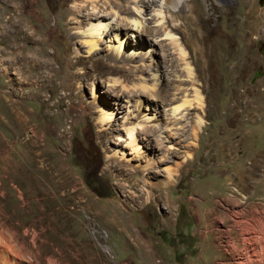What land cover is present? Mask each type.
<instances>
[{"label": "rangeland", "instance_id": "obj_1", "mask_svg": "<svg viewBox=\"0 0 264 264\" xmlns=\"http://www.w3.org/2000/svg\"><path fill=\"white\" fill-rule=\"evenodd\" d=\"M187 2L196 26L172 11L177 44L124 61L88 55L81 31L132 0H0V264H264V0ZM155 69L163 103L171 69L186 79L185 120L170 145L150 117L136 154L123 127L143 118L121 85Z\"/></svg>", "mask_w": 264, "mask_h": 264}, {"label": "bare ground", "instance_id": "obj_2", "mask_svg": "<svg viewBox=\"0 0 264 264\" xmlns=\"http://www.w3.org/2000/svg\"><path fill=\"white\" fill-rule=\"evenodd\" d=\"M124 1L125 3L128 2V0ZM187 1L188 0H132L134 8L132 10L126 7L119 8L113 15L96 14L92 16L89 27L81 31V42L84 44L85 52L88 55H97L99 51L104 50L108 57L113 60L121 58L124 61H134L133 57L137 48L142 49V53H146L149 49L155 50V46L160 45L159 41L157 42L155 40L158 36H167L175 45L177 44V38L174 36V30L178 29V26L173 22V17L175 15L172 14V11H175L179 6L181 7L182 4H184L186 10L181 14L192 25L196 26L197 16L194 13V6ZM156 5L157 8H152ZM149 8L153 11V15L151 11H149ZM116 15L117 17L115 19L114 17ZM148 19L152 22H158V25L156 27L150 26V23L147 22ZM131 36L135 38L134 42L129 40ZM100 45H104V47L100 48ZM180 46L178 45L179 53L181 58L185 60L186 52L183 47ZM138 57L140 56L138 55ZM185 64L186 66L182 67V69L186 71V78H188L192 84L196 83L190 61H186ZM135 69L139 70L138 68ZM156 69L153 70L146 79L139 76V78H141L140 81L135 82L132 86L125 84L121 85L125 90L129 91L127 99L125 100L126 105H122V107L127 109L128 115L135 113L134 115L137 116V118H143V121H138L137 124L123 127L126 137L123 141L124 143L121 142V146L132 149L133 153L135 152L136 154H139L141 144L144 145V141H142L144 138H139L138 132L150 117L155 116L157 122L161 119L164 120V122H159V126L157 124L155 125L154 133H157V136H162V138L167 139L170 145L173 144V141L178 139L177 131H175L176 125L185 120V114L183 110H181V107L172 105V102L175 98L179 97L178 94L181 93V90L184 92L182 95L186 96L187 88L183 84V81L186 79L177 75L179 69L176 70V74L174 72L175 70L171 69L179 82L176 80L177 84L174 85V90L171 92V94L175 96L170 97V101H167V103H163L159 98L161 95L159 78L161 75H158ZM113 84L116 85V81H114ZM192 90L198 103L197 106L195 105L194 107L199 106V108H201L203 102L202 89L198 86H194ZM117 104H119V102ZM158 105H160L161 108H157ZM188 107H192L191 103H189ZM111 116L112 108L110 106L101 107L98 121L101 125H104L105 121L110 120ZM129 118L130 117H127L126 119L129 120ZM201 122L202 119L199 115L196 118L195 126L192 128L191 135L194 139L197 137V130L202 124ZM147 142L149 143V140ZM147 147L153 146L149 143ZM122 155H124V151ZM152 159V157H149L148 161L144 163V167L149 165ZM170 175L171 174H169V176Z\"/></svg>", "mask_w": 264, "mask_h": 264}]
</instances>
